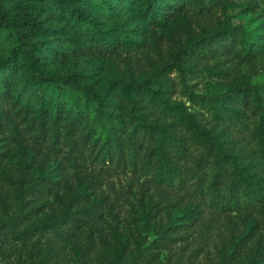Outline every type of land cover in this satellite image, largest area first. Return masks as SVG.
I'll return each mask as SVG.
<instances>
[{"label":"rangeland","instance_id":"obj_1","mask_svg":"<svg viewBox=\"0 0 264 264\" xmlns=\"http://www.w3.org/2000/svg\"><path fill=\"white\" fill-rule=\"evenodd\" d=\"M109 3L110 11L94 12L97 24L109 33L107 44L76 33L63 19L47 16L57 32L45 37L47 44L38 55L43 71L74 75L91 92L101 93L118 80L147 76L189 40L227 23L240 24L246 41L264 46V9L255 0L212 4L187 0L161 26L147 22L144 0ZM13 34L0 31V59L14 45ZM71 39L95 48H77ZM237 60L228 62L234 71L223 78L207 72L224 64H201L190 81L193 89L216 93L239 83L264 88V55L254 65ZM34 88L22 65L13 70L0 67V264H115L141 244L149 246L137 264L243 262L264 251V206L260 213H219L198 204L191 181L171 188L140 170L139 161L135 167L101 161L93 158L95 150L87 154L88 147L78 157L69 149L62 128L54 142L45 126L40 128ZM5 121L20 138L9 132ZM82 133L75 134L79 148ZM176 133L191 149L176 162L183 173L193 151L184 135ZM125 134L126 130L121 132V139ZM137 145L142 157L148 145ZM190 210L194 217L184 229L164 243L153 241L161 228Z\"/></svg>","mask_w":264,"mask_h":264},{"label":"trees","instance_id":"obj_2","mask_svg":"<svg viewBox=\"0 0 264 264\" xmlns=\"http://www.w3.org/2000/svg\"><path fill=\"white\" fill-rule=\"evenodd\" d=\"M186 1L144 0L147 22L163 25ZM194 1L212 4L215 0ZM255 1L264 9V0ZM111 7L109 0H0V31L14 33V45L0 59V67L13 70L20 64L35 83V117L40 128L45 126L51 142L62 128L69 149L78 157L88 147L87 154L95 150L93 158L101 161L127 162L132 167L139 161L140 170L171 188L180 189L191 181L192 196L205 208L219 213H260L264 206V88L239 83L220 92L199 93L190 81L208 61L224 64L219 70H208L215 78L233 73V63H228L233 58L254 65L264 55V46L246 41L240 24L227 23L189 40L147 76L118 80L101 93L91 92L74 75L43 71L38 55L47 44L45 37L57 32L47 16L63 19L76 33L107 44L109 33L97 24L94 12ZM70 41L77 48H95ZM5 122L9 132L20 138L14 126ZM81 130L79 148L75 134ZM125 130L124 141L121 132ZM177 130L193 151L183 173L176 162L191 149ZM142 142L148 146L139 157L137 143ZM192 211L161 228L153 241L164 243L173 232L184 229L194 217ZM55 219L63 221L61 216ZM148 246H137L134 254L115 264H137L144 260ZM223 264H264V251L243 262Z\"/></svg>","mask_w":264,"mask_h":264}]
</instances>
